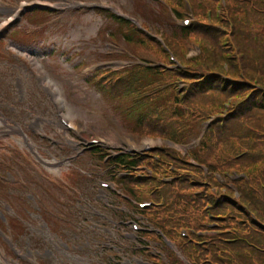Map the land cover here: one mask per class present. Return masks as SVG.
Instances as JSON below:
<instances>
[{"label":"trees","instance_id":"obj_1","mask_svg":"<svg viewBox=\"0 0 264 264\" xmlns=\"http://www.w3.org/2000/svg\"><path fill=\"white\" fill-rule=\"evenodd\" d=\"M164 1L183 7L182 0ZM192 1L199 17L190 29L173 30L165 38L181 69L135 65L99 84L118 96L138 90L132 99L139 110L133 123L138 133L189 143L204 120L209 125L186 153L164 145L155 150L157 159L145 156L152 177L125 178L124 183L132 192L140 186L152 190L160 205L147 214L172 240L180 238L181 227L204 228L211 214L218 234L202 238L203 245L194 234L181 239L183 255L194 264H264V2L225 0L217 12V0ZM206 9L211 10L209 19L202 15ZM117 19L131 45L141 43L168 62L147 32ZM187 33L201 43L199 55L189 59L178 40L188 39ZM175 77L185 83L182 98L168 91L170 86L162 87ZM232 171L243 175L232 180Z\"/></svg>","mask_w":264,"mask_h":264},{"label":"rangeland","instance_id":"obj_2","mask_svg":"<svg viewBox=\"0 0 264 264\" xmlns=\"http://www.w3.org/2000/svg\"><path fill=\"white\" fill-rule=\"evenodd\" d=\"M72 1L85 4L95 3V7H102V5L110 6L113 11L118 14L139 16V21L141 23H146L147 28L154 26L158 31L165 32L169 37L172 36V29L174 28L172 26L178 23L175 20L178 19L179 8L173 7L172 12H167V10L161 6L162 3L160 0L29 1V3L39 2L45 6H54L55 10L51 12L44 11L45 14H43V12L36 14V11L34 14L25 13V18L18 21L20 22V27L10 30V36L16 37L20 44L15 42L12 46L5 45L3 48V51L8 54V59H10V61H4L0 58V102L1 104H14L17 101L20 105V117H18V120L20 119L18 122L19 130L20 127H22L23 130L26 131V124L33 122L35 115H43L46 118V124L43 125L44 131L49 135L60 138L62 141L61 144L57 146L48 143L50 140L44 139L43 149L48 151L49 148L52 152L50 154L52 158H49V155L46 158L48 164L59 158V154L54 151L59 147H65L69 153H73V151L70 150L72 148L70 145L74 146L75 143L67 142V140L82 141L85 144L91 137L101 136L103 141H101L100 144L113 148H118L124 144L127 145L128 141L133 140L139 145L144 138H139V135L133 136L129 132L131 129L133 130V118L139 111L138 107L133 105L135 103H132V99L138 94V90L130 93V103L125 102V104H129V106L124 107V94L118 97V95L111 93V98H108V93L103 90L100 91L95 85V81L90 79L92 77L90 75L93 73L95 76L96 71H92L93 69H91L90 65L95 64L96 67L98 65L101 66L99 61L111 59L105 57L107 52L109 53L107 55L109 57H118V59H120L121 56L126 60L125 62H119V64L121 63L120 65L115 64L112 66H123L135 63L134 61H136L138 57L150 63L162 60L151 48L141 43L133 42L131 45L125 37H122L125 32L122 30L121 25L118 24L108 12L102 11L104 10L103 8L100 11L92 7L80 9V7L74 6V4L71 5ZM182 1L188 5L189 11H192L193 17L196 20L199 15L196 12L193 1ZM224 1L225 0L216 1V11H221L220 3ZM17 2L18 0H0V6H2L0 10L1 26L6 22L7 12L4 11L7 10L10 4L17 6L15 5ZM206 11L202 13V15L204 14V17L207 18V13L210 11ZM178 24H182V22ZM187 29H190V27ZM113 31L114 34L112 33ZM25 34L28 36H25ZM157 35L159 36V33H157ZM114 36H116L117 39H115ZM187 38L191 44L201 45L200 41L195 39L194 36L188 37V33ZM181 41L187 46L183 39ZM162 42L163 46H165L164 39H162ZM125 43L130 45H126ZM130 51L137 56L134 61L128 60L129 56L133 55ZM172 52L175 53V50L173 49ZM193 52L194 51L191 53L193 54ZM45 79L49 80L50 83ZM165 84L170 86L167 87L168 91L175 90L174 84L164 82L162 87L165 88ZM178 84L182 85V83ZM43 86L48 87V89L44 91ZM54 87L59 89L61 97L67 101L68 107L71 109L70 115L65 107L61 108L58 113L54 111L50 96V94L54 96L57 94ZM181 88H183V86ZM30 105L31 107H27ZM58 115H66L72 122L80 126L82 129L80 134L81 140L77 137L74 139L73 134L65 129L59 122ZM35 123L38 125L37 130H39L40 123ZM113 125L117 127L120 132H117ZM12 128L14 131H18L17 126H13ZM6 129L8 128L0 127L2 133ZM21 137L23 139L26 136L21 135ZM28 137L30 138L28 141L31 143L33 140L34 143H32V145L34 148L42 147V140L39 138V133L37 131L35 136L28 134ZM14 140L15 138L7 139V143L16 147H13L12 151L18 149L17 147L22 150L20 147L23 146L21 138L17 143L14 142ZM155 144L158 143L156 142ZM68 146H70V148ZM76 147L79 148L78 146ZM22 152V156L31 164L33 182L31 181L30 183L25 175L24 178H26V181H21V185L17 189H9L11 191H9L10 195L8 194L5 198H9L11 202H14L13 192L16 191L20 199H25V203L28 204V207L31 209L30 212H32V210L34 211V209H36V200H34V198L28 200L27 197L34 196V192L39 193L40 196L45 197L50 210L49 215L55 219L60 217V213H62V217L63 214L66 216L68 210L66 209L64 211L63 207L58 205L54 198H62L63 203L65 202L64 198L69 196L76 197V203H78L80 197H84L82 199L86 198V200L89 201L91 198H87L93 197V195L94 197L104 198L105 193L101 190L96 180L97 177L102 178L107 171L103 166V162L97 163L96 159L86 155L83 160H72L71 162L73 163L71 166H69L70 163L67 164L66 169L62 167L48 169L44 167V165L41 166L35 163L30 157H27L25 151L22 150ZM4 159L3 154L0 152V160L4 161ZM83 163H86L87 166ZM89 165H91V167L85 170L84 168H88ZM45 166L52 167L53 165ZM10 170L11 169L8 171V175L14 178L15 174ZM21 175L23 177V174ZM16 179L20 181L18 175H16ZM102 179L104 180V178ZM118 187H121L119 182ZM111 192L113 191L110 190L108 192L110 193L109 197L113 196L114 202L111 204L119 205L121 202L117 201L115 199V193ZM127 197L132 201L136 198L135 195H128ZM105 203H110V200ZM104 205L105 204H102L103 207H101L104 211L105 209L108 211L112 208V205H110V207ZM120 206L121 205H119V207ZM85 207L88 208L87 204H85ZM29 208L25 209L29 211ZM123 208L124 207H120V209H117L118 212H123V214L114 212L113 217L116 219L111 223V226H109L112 232L108 238L104 237V232L101 228L96 227L98 229L96 231L98 234V236L96 235L98 241H94L92 246L85 250H72L71 248L67 251L64 249L62 250L61 239L58 237L56 238V235L58 234L59 236V233L47 229L44 226V222L38 217V214H31L30 217L24 215L21 217L20 215L19 223L22 226L19 228L20 235L17 234L16 239L19 243V252H21V254L23 253L25 257L22 260L31 264H104L105 262L107 264H120L122 262L127 264V260L129 259L144 257L146 252L141 255L142 253L139 250L147 249L142 247V244H138V238L131 236L136 240H128L123 235L124 232L130 231L131 234L134 232V229H132L130 225L131 223L126 224L127 222H125V224H123L121 221V218L125 216L140 220L141 217L134 213L130 206L127 210ZM74 210L76 213L80 212L77 204H75V208L73 207L72 212H74ZM19 213H21V211H19ZM9 214H13V212L10 211ZM23 217L26 218L23 219ZM87 219H91L92 222L97 223L98 226L104 225V221L99 218L87 216ZM60 220L58 219L55 224H58L61 228L62 222ZM119 224H122V226H118ZM0 228H2L4 234L3 239L6 240L7 234L4 232L5 227L1 223ZM87 228L88 227L81 228V231L77 232L82 239H84L85 236L90 239L92 235V231L91 233H86L88 230ZM61 232L64 234V229L62 230L61 228L60 233ZM156 243L157 242L154 243L151 241L149 244L154 246ZM159 245L158 248L165 250L161 244ZM48 249H51L52 252L50 257H46V251ZM111 250H115L117 253V256L114 254L115 259L110 257V255H112ZM118 260L119 262H117ZM0 264H18V262L16 260H11L10 256L5 255V251L0 248Z\"/></svg>","mask_w":264,"mask_h":264},{"label":"flooded vegetation","instance_id":"obj_3","mask_svg":"<svg viewBox=\"0 0 264 264\" xmlns=\"http://www.w3.org/2000/svg\"><path fill=\"white\" fill-rule=\"evenodd\" d=\"M18 117H20V110H19V104H17V102H15V104H1L0 103V127L4 128L7 127L8 129H6L3 133L0 130V152L3 154L4 156V161L0 160V223L2 221V218L4 216V213L2 212V205H3V201L4 200H9L10 203L12 204V209L13 210H18L22 205H23V200L20 199V197L18 196L17 192L14 191L13 192V200L14 202H11V200L9 198H4V187H7V189H17L20 185H21V181H26V177L27 179H29V182L31 183V181L33 182V175L32 172L33 170H31V165H29L28 161L25 160V158L22 156L23 154H20L23 151H25L27 157H30L33 161L35 160L36 155L37 156H41V157H46L50 154V150L48 149L45 150L43 149L44 146L42 145V147L40 148H36V151L32 148V147H28V142L26 141L25 138L22 139V144H23V148L21 149H16L14 151H12V148L14 146H11L9 143H7V139H13L15 138L14 142H18V140L20 141V137L21 135H24V133L22 132V130H19V126H18ZM13 126H17L18 131H14L13 130ZM22 138V137H21ZM26 141V142H25ZM16 148V147H14ZM58 154H59V150H55ZM52 158V157H50ZM22 159V160H21ZM39 163L44 167L45 165H53V166H57L59 165V159L57 158L56 160H54L53 162H49V164L46 162L45 159L40 158ZM29 167H28V166ZM12 167V168H11ZM9 169H11L10 171H13V173L15 174V177L13 178L12 176L8 175V171ZM3 174H5L7 177H3ZM23 174V177L22 175ZM16 175L19 176L20 181L18 179H16ZM32 178V179H30ZM22 179V180H21ZM5 184V185H4ZM4 186V187H3ZM11 192V191H10ZM32 197V198H31ZM27 197L28 200L33 199L34 197ZM39 201H41L40 197H37ZM65 202H61L60 206L63 207L64 211L67 209L68 211H71L73 209L72 204H74L73 202V198H64ZM18 204V205H17ZM38 210L39 211H43L44 212H49V206L47 205V203L45 201L42 202L43 208L40 204H38ZM15 214L17 215V212H15ZM6 216H8V212L5 213ZM15 238H13L14 242ZM4 246V242L2 239V236L0 234V248H3ZM18 247V246H16ZM8 250L10 251V253H13V250L15 249V247L11 244L10 247H7Z\"/></svg>","mask_w":264,"mask_h":264},{"label":"bare ground","instance_id":"obj_4","mask_svg":"<svg viewBox=\"0 0 264 264\" xmlns=\"http://www.w3.org/2000/svg\"><path fill=\"white\" fill-rule=\"evenodd\" d=\"M57 89V88H56ZM58 90V89H57ZM59 92V91H58ZM65 101V104H61V106L63 107H65L67 110H68V113H69V115H70V113H71V109H70V107H68V103H67V101L66 100H64ZM72 124V123H71ZM113 124V123H112ZM72 126H74V127H76V125H74V124H72ZM114 126V125H113ZM115 127V126H114ZM77 129H78V127H77ZM115 129L117 130V132H120V130L118 131V128L117 127H115ZM120 134H122V133H120ZM124 135H126V134H124ZM119 136V135H118ZM123 138V137H122ZM127 138V137H126ZM128 139H131V138H128ZM132 140V139H131ZM134 141V140H133ZM133 141L131 142V145H134L133 144ZM151 142V141H150ZM147 143H149L148 141H144V142H142L141 144H140V147H142V146H144L145 144H147ZM134 146H136V144L134 145ZM136 147H138V146H136Z\"/></svg>","mask_w":264,"mask_h":264}]
</instances>
